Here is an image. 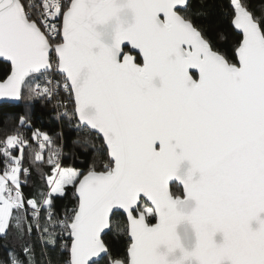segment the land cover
<instances>
[{"label": "snow or ice", "instance_id": "1", "mask_svg": "<svg viewBox=\"0 0 264 264\" xmlns=\"http://www.w3.org/2000/svg\"><path fill=\"white\" fill-rule=\"evenodd\" d=\"M200 15L192 0H0V98L50 104L95 154L65 165L61 133L9 117L0 264H264V0H226L215 37Z\"/></svg>", "mask_w": 264, "mask_h": 264}, {"label": "trees", "instance_id": "2", "mask_svg": "<svg viewBox=\"0 0 264 264\" xmlns=\"http://www.w3.org/2000/svg\"><path fill=\"white\" fill-rule=\"evenodd\" d=\"M226 0H192L193 11H199L201 15L198 17V22L205 25L210 35L215 37L216 33L226 28V25L220 18L221 5ZM262 0H253L254 5L259 6ZM232 37L228 40L220 42L222 47H229ZM8 69V64L0 61V76H3L4 71ZM53 108L50 104L42 101H34L30 105L21 101L18 105L14 104H0V138L3 137L5 132H10L13 128L19 127L16 120L9 119V117H15L18 114H27L30 117V121L33 125L40 128L49 134L55 136L57 133H61L63 139L60 141L61 146L64 148V160L63 163L68 166H83L84 163L89 162L93 155H95L91 148L84 145L82 141L84 133H80L79 136L69 129L67 121H57L52 116ZM27 134V132H25ZM40 171L46 172L47 165H44ZM43 185V177L38 176L36 172H33L31 180L24 188L25 193H30L34 189ZM73 198L69 194L68 198L59 202L61 207H67L72 204ZM117 222L123 224V217L117 218ZM105 239L108 241L115 255H123L126 249L127 236H124L116 231H110ZM59 257L53 254V260H57Z\"/></svg>", "mask_w": 264, "mask_h": 264}, {"label": "water", "instance_id": "3", "mask_svg": "<svg viewBox=\"0 0 264 264\" xmlns=\"http://www.w3.org/2000/svg\"><path fill=\"white\" fill-rule=\"evenodd\" d=\"M0 61L6 63L2 58H0ZM20 102L21 101H11V100H5L3 98H0V104H14V105H18Z\"/></svg>", "mask_w": 264, "mask_h": 264}]
</instances>
